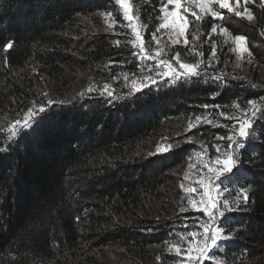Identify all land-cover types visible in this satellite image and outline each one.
<instances>
[{"label": "trees", "instance_id": "trees-1", "mask_svg": "<svg viewBox=\"0 0 264 264\" xmlns=\"http://www.w3.org/2000/svg\"><path fill=\"white\" fill-rule=\"evenodd\" d=\"M163 4L134 0L148 50L156 44L152 34ZM213 9L225 18L190 17L189 44H165V58L202 59L207 74L133 94L131 80L155 62L133 55L114 0H0V264H179L167 249L180 234L196 230L197 215L180 212L184 200L176 189L191 176L190 159L200 153L214 159L217 144L226 150L228 141L218 137L229 134L233 121L221 112L241 116L235 105L247 109L249 100L264 108L263 11L250 9L249 22ZM112 19L117 23L109 29ZM220 28L247 38L250 66L235 68L234 44ZM213 44L217 58L210 61ZM154 53L151 48L148 54ZM29 63L58 87L56 99L65 82L83 87L91 80L96 91L58 99L9 146L5 120L37 99L29 84L34 76L17 75ZM105 84L112 97L100 95ZM196 117L202 118L198 124ZM256 127L258 136L220 183L222 203L234 206L241 189L247 203L241 197L238 210L220 221L232 239L207 264H248L251 256L264 264V119ZM161 144L174 150L157 154Z\"/></svg>", "mask_w": 264, "mask_h": 264}, {"label": "snow or ice", "instance_id": "snow-or-ice-1", "mask_svg": "<svg viewBox=\"0 0 264 264\" xmlns=\"http://www.w3.org/2000/svg\"><path fill=\"white\" fill-rule=\"evenodd\" d=\"M241 0H235L236 6L240 5ZM252 0H244V11L236 10L230 0H166V3L161 7L160 23L157 26L156 32L152 34V41L156 43L157 49L153 55H149L146 48L145 37L141 29L143 25L140 23L138 16L134 14V0H115V4L119 5L122 12L123 21L126 22L123 27L129 30L128 42L133 49V55L140 60H154V65L148 66V74L143 75L140 79L131 80L132 93H142L144 89H151L152 86L160 83H169L171 81H188L191 79H200L206 70L202 69V59H198L194 63H185L180 59L179 53L171 58H165L166 53L162 45V37L157 36V33L163 31L167 35L170 45H178L183 41L184 45L189 44L188 35L195 21H202L205 17L211 16L223 20L225 17L220 12L213 9L214 5H218L219 9H226L228 13H234L235 17L252 21L254 15L249 10L247 5ZM171 6L169 8L168 6ZM261 5L264 6V0H261ZM105 15L112 17V13L108 12ZM116 20L112 19L108 24L111 29L116 25ZM217 31L216 25H213L212 32ZM220 32L227 39H231L234 44V51L237 53L238 59L244 57L249 53L247 38L243 35H236L229 37L226 28H220ZM195 39V37H193ZM14 46L12 42L3 46L5 52ZM191 50V49H190ZM198 57H202V53H194ZM217 58V51L215 44L212 45L210 54V61ZM175 61V64L172 61ZM175 65H179L176 67ZM239 67V65H237ZM125 82L128 81V76L124 77ZM219 79V77L217 78ZM96 91L89 87L87 92L89 94ZM113 96V91L109 89V85L105 84L100 95ZM83 95V93H81ZM53 101L49 100L47 106L39 105L38 108L30 107L26 110L22 119H16L13 124L7 129L10 135L7 137L9 146L11 143L17 142V138L28 131H30L42 115L49 111L53 105ZM249 107L247 109H240L239 105L235 107L242 112L241 116L233 117L221 112L224 119L233 121L230 134L218 137L220 141L227 140L226 150L222 151L221 146H215L216 156L213 159L209 156L207 159L203 158V153L198 154V165L189 163V170L194 167L201 172L200 177L195 181L194 186L185 187L181 185L183 191L188 194L187 204L189 208L198 213H202L205 220L200 223L196 230L187 231L179 236V240L175 243H169L168 252L174 253L177 257H183L180 264H201L220 253V250L226 242L230 241L232 237L228 236L225 230L220 226V221L226 216V213L238 210L241 197L243 203H247V190L241 189L240 193L235 198L233 204L229 201L221 199L218 194L217 181H226L233 174L234 169L238 167L239 155L241 150L246 147L247 143L258 136V129L256 127L257 119H264V108H261L255 101L249 100ZM207 107V106H205ZM197 124L202 121L201 117H196ZM211 123V121H204ZM194 125L189 124L191 129ZM171 144L157 145V154H167L173 151ZM206 169V171H204ZM187 178V176H186ZM195 185H198L195 186ZM186 209L180 208V212L184 213ZM80 218L77 217V220ZM202 229V231L200 230ZM187 244V247L184 246ZM159 259V257L157 258Z\"/></svg>", "mask_w": 264, "mask_h": 264}, {"label": "rangeland", "instance_id": "rangeland-1", "mask_svg": "<svg viewBox=\"0 0 264 264\" xmlns=\"http://www.w3.org/2000/svg\"><path fill=\"white\" fill-rule=\"evenodd\" d=\"M164 1L166 3V0H164ZM230 2L232 3L233 7L236 10L241 11V12L244 11V8H245L244 0H241L240 5L238 7L236 6L235 0H230ZM168 7L171 8L170 5ZM247 7H249V10L252 9V8H255L254 10H259V11L262 10L263 13H264V6L261 5V0H252V2L247 5ZM249 22H253V21H249ZM159 36L162 37V45L164 47L165 52H167L166 46H165V44L168 43L167 35L163 31H161V32H159ZM155 45L156 44H154V46H150V48L148 47L149 50L147 49V52L150 53V49L151 48H154L155 51H156L157 47H155ZM233 53H234V66H235L236 69H239L237 67V65H239V67H240V66H242L243 64H246V63H247V66H250L249 65L250 61H249L247 56L244 55L243 58L238 59L237 53L235 51ZM17 75H19L20 77H24V78H28V76H30V77L34 76V77L31 78L29 84L32 86L33 90L35 91V93L37 95V99H35V102H32L27 107V109L30 108V107L38 108L39 105H41V104H44L45 106H47V102L49 100L54 102L53 105L54 104H58L59 100L63 101V102H64V100L71 101V100L75 99L76 97H79L81 95V93H83L82 96H87V94H89L87 92V89L89 87L92 88L91 80H90V84H88L87 86H83V87H81V86L71 87L69 85V83L65 82L66 88L64 90L65 91L64 95L61 96V97H58V99H59L58 100V99H56L53 96L55 91L58 90V87L53 88L52 85H51L50 79H47L44 75H41V73H38L37 72V68L34 67L33 63L26 64L25 68L22 71L18 72ZM24 78H21V79H24ZM25 112L26 111L18 113L16 115H12V119H9V120L6 119L5 120L6 128L8 129L13 124L14 120L22 119ZM231 131H233V129L229 130V134L231 133ZM208 154H209V152H208ZM203 158L207 159L208 157L206 158V156L204 157V155H203ZM189 162H191L194 166L198 165V163H199V161L197 160V157L190 159ZM204 171H206V169H204ZM200 175H201V172L198 170V168L194 167L192 169L191 176L188 177L186 180H182L181 182H179L177 187H176L177 193H178V195L180 197V200H182V199L184 200L183 201L184 204L180 205V206L184 207L186 209V211H192V210L189 208V206L187 204L188 194L183 191L181 185H184L185 187L194 186L195 181L200 177ZM221 182L222 181H217L218 194H219L220 199H221L222 194L224 193V190L220 186ZM195 186L198 187V185H195ZM221 203H222V201H221ZM194 214L197 215V216L194 217V219H195L194 222H195V226H196V229H197L198 225L200 223H202L203 220L206 219V217H204L202 213L195 212ZM221 224L222 223L220 222V226H221ZM200 230L202 231V229H200ZM224 230H225L226 234L228 236H230L227 233V230L225 228H224ZM184 246L187 247V244L184 243ZM251 257H253V256H251ZM251 257H250V262L248 264H254L255 258H251ZM182 259H183V257H179V264H180V261ZM202 262L203 261H201V263Z\"/></svg>", "mask_w": 264, "mask_h": 264}]
</instances>
